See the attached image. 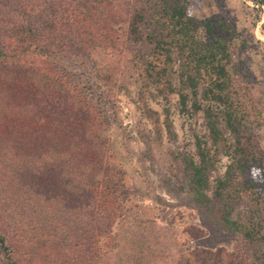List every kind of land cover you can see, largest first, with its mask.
<instances>
[{
  "label": "trees",
  "instance_id": "1",
  "mask_svg": "<svg viewBox=\"0 0 264 264\" xmlns=\"http://www.w3.org/2000/svg\"><path fill=\"white\" fill-rule=\"evenodd\" d=\"M194 2L0 0V107L19 112L0 134V264H264V193L253 177L264 159L232 91L236 37L222 16H191ZM123 59L152 126L139 132L147 158L164 137L178 142L172 97L179 115L201 117L192 149L169 153L181 168L176 191L241 246L175 252L154 221L123 210L128 195L102 137ZM68 60L91 65V85L66 80Z\"/></svg>",
  "mask_w": 264,
  "mask_h": 264
},
{
  "label": "rangeland",
  "instance_id": "2",
  "mask_svg": "<svg viewBox=\"0 0 264 264\" xmlns=\"http://www.w3.org/2000/svg\"><path fill=\"white\" fill-rule=\"evenodd\" d=\"M255 1L195 0L188 13L197 19L222 16L231 25L236 37L229 44L232 91L235 100L247 111L255 145L264 159V8ZM125 4L127 6L128 3ZM61 67L64 77L72 85H91L89 63L68 60L62 62ZM116 83L118 86L114 87L113 94L103 100L107 105L103 112L107 123L103 125L102 137L110 165L119 175L128 195L123 210L136 218L154 221L155 231L158 229L157 232L164 235L166 244L175 252L216 248L230 251L241 246L238 238L215 231L193 206L188 195L176 191L183 185L181 168L169 153L192 149L190 129H195L199 135L205 133L201 117L187 119L179 115L176 97H172L171 118L178 142L174 145L164 137L161 144L153 146L152 156L147 158L139 132L150 130L152 126L136 106L139 83L124 59L117 64ZM3 106L0 107V134L7 133L5 129L9 121L19 114L11 103L7 111H3ZM152 107L160 113L163 102L152 103ZM226 164L223 158L220 173ZM253 177L261 183L259 189L264 193V171Z\"/></svg>",
  "mask_w": 264,
  "mask_h": 264
}]
</instances>
